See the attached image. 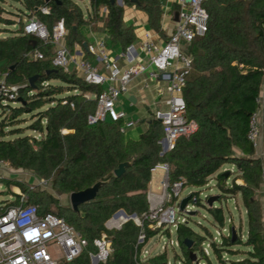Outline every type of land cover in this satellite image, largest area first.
Here are the masks:
<instances>
[{"label":"trees","instance_id":"1","mask_svg":"<svg viewBox=\"0 0 264 264\" xmlns=\"http://www.w3.org/2000/svg\"><path fill=\"white\" fill-rule=\"evenodd\" d=\"M78 1L0 0V78L19 86L18 105H12L14 100L0 105V160L51 181L59 194H71L98 182H102V186L94 199L82 203L79 211H75L71 205H60L56 196L44 190H30L19 181H3L27 192L29 201L39 204L41 212L52 211L51 207L55 205L57 214L88 239L87 250L64 264H92L89 251H97L94 239L102 233L111 238L113 252L106 261L98 264H169L167 252L140 262L141 248L155 234L147 222L144 227L146 239L140 244L138 239L143 229L133 219L119 229L106 226L117 210L123 209L127 214L137 216L149 210L152 169L166 162L171 181L184 179V187L208 186L213 178L221 191L218 199L241 195L248 217L246 238H243L241 226L236 236L232 235L234 222H231L229 234L222 235L220 241L212 237L210 248L220 262L229 263L223 255L241 252L232 246L244 244L249 247L243 251L245 258H228L230 264H264V221L262 204L256 195L264 178V164L248 138L250 120L260 108L258 98L264 80V0L205 2L208 31L188 44L186 50L192 57V69L184 88L186 114L188 119L197 122L198 127L190 136H180L175 147L166 152L160 143L164 127L157 118L152 119L137 140L126 138L122 122L90 123L89 116L97 108L95 95L102 87L87 83L76 72L55 67L52 64L54 45L23 32L24 18L28 16L36 15L50 29L63 19L68 30L67 39L73 38L83 44L80 28L91 18L85 17ZM123 1L125 5L135 4L144 10L150 27L162 32L161 0ZM90 2L94 11L102 6L107 8L106 27L113 42L126 49L136 40L134 28L123 25L124 6L117 0ZM13 3L21 6H15L16 10L6 7H12ZM42 5L50 6V14L40 12ZM7 15L20 17L19 29H9L8 26L17 21ZM35 50L41 51L44 58H31L30 53ZM34 75L37 78L33 87L30 78ZM52 80L59 83H52ZM26 114L34 119L29 129L39 132L40 137L24 134L21 128L15 127ZM262 122L264 131V105ZM126 161H131V165L122 175H115L114 170ZM225 164L236 165L244 179L243 184L236 182V178L229 182L231 173L227 176L226 171H220ZM188 195H191L190 200L197 196L196 206L206 207L214 223L222 229L226 227L222 206L206 205L195 190ZM16 203L18 200L7 202L0 212ZM205 229L207 235H212ZM206 238L190 226L188 218L179 224L177 240L186 264L193 263L191 251L199 250ZM185 239L193 241L191 248L184 244ZM204 255L208 264H213L205 251Z\"/></svg>","mask_w":264,"mask_h":264},{"label":"built area","instance_id":"2","mask_svg":"<svg viewBox=\"0 0 264 264\" xmlns=\"http://www.w3.org/2000/svg\"><path fill=\"white\" fill-rule=\"evenodd\" d=\"M207 1L192 0L187 3L185 0H178L179 18L173 33L160 43L151 32L146 31L141 39V48L147 54V64L136 63L127 68L120 66L111 57L104 39L87 45V50L93 55L96 63L85 58L78 59L76 54L63 43L68 33L63 19L57 21L50 29L36 15L28 16L24 18L23 32L44 43L54 45L52 64L55 67L70 71V67L73 66L75 72L87 83L102 87V90L95 95L96 111L89 116V122L92 124L109 120L122 122V130L134 126L136 121L125 120V112L117 105L130 81L148 68H151L148 72L151 78L156 79L161 75L167 80V110H159L155 113V118L161 120L164 127V136L160 143L163 151L166 152L175 147L180 136H190L198 127L197 122L188 119L186 114L184 88L192 69V57L184 52V47L196 38L203 37L208 31L209 15L204 6ZM39 10L42 14L51 12L48 5H42ZM30 57L43 59L44 54L35 50L30 53ZM18 98L19 86L7 84L5 79L1 78L0 105L12 100L16 101ZM258 102L260 108L253 114L248 132V138L255 147L260 143L263 129L262 92ZM157 168H161L165 173L161 182L162 191L160 194L148 192L149 210L134 218L117 215L119 211L117 210L106 222L107 228L119 229L126 221L133 219L143 229L138 239L140 244L146 239L144 231L146 222L158 235L163 229L172 232L170 227L177 231L179 224L186 221V217L181 218L177 215V207L181 211L179 208L181 200L178 202V198L184 189V179L171 181L170 167L166 162L157 164L152 171ZM43 183L49 184L46 180H43ZM35 188V185L30 186V190ZM15 200H18V203L0 212V264H64L73 261L87 250L88 239L84 238L65 218L53 211L41 212L39 204L29 201L27 192L20 191ZM197 200L198 197L195 196L186 205L185 211L181 212L189 214L194 210ZM35 230L39 232V236L34 233ZM222 230L228 231V228L224 227ZM150 238L140 250V262L152 256L146 246ZM165 244L163 248L166 247ZM170 244L179 246V241L170 239ZM94 245L97 251H89L92 264L104 262L112 255V240L106 233L94 239ZM203 250L209 255L210 243H207ZM178 264L186 263L179 261ZM199 264L203 263L199 260Z\"/></svg>","mask_w":264,"mask_h":264},{"label":"crops","instance_id":"3","mask_svg":"<svg viewBox=\"0 0 264 264\" xmlns=\"http://www.w3.org/2000/svg\"><path fill=\"white\" fill-rule=\"evenodd\" d=\"M84 0L78 1L82 6L81 2ZM162 2V17H161V27L162 32L159 33L152 29L148 23L147 13L137 7V5H125L124 1L122 3H117L124 6V16H123V25L124 27L132 26L136 33V40L126 49L120 43L113 42L111 35L108 32L106 27L108 10L105 6L100 7L97 11H94L91 2L89 0V5L84 9L85 17L91 18L87 24H84L80 28V33L82 35L83 44L78 43L75 39H67L66 37L63 40V43L70 49V51L76 54L78 59H88L93 63H96L94 57L87 50V45L96 42V40L104 39L107 43L108 52L112 58H114L120 66L127 68L133 64H147V54L141 48V39L143 38L146 31L151 32L154 37L160 42L163 43L169 36L173 33L176 22L179 18L180 5L178 0H161ZM83 7V6H82ZM5 35V34H4ZM67 36V35H66ZM185 45L184 48H186ZM186 53V50L184 51ZM137 74L128 84L127 90L124 92L120 100L118 101V108L125 112V120H135L136 124L131 127L124 129L126 138L128 139H139L141 134L144 133L153 118H155L156 111H165L167 110V99L168 93L167 80L162 78L160 75L158 78H151L149 76V70ZM70 71H74L73 66L70 67ZM77 73V72H76ZM1 79V78H0ZM261 92L264 96V80L261 87ZM134 97V101L130 100V97ZM262 119V118H261ZM237 154H240L241 151L236 148ZM256 155L262 158L264 164V131L262 129V135L260 138V143L256 147ZM220 171H229L231 177L229 182L236 178V182L244 183V179L241 177V172L236 167L235 164H225ZM164 171L161 168H157L152 171V179L150 181L149 191L155 194L161 193V182L164 177ZM157 175V176H156ZM154 176H156L157 186L156 190L153 189ZM160 178V179H159ZM215 179L212 178L210 184ZM257 197L260 199L262 204V215L264 221V178L262 180L260 188L256 192ZM187 196V195H186ZM70 198V195H69ZM238 205V200L242 201L241 195H235L233 197ZM243 204V201L241 202ZM239 206V205H238ZM245 208V207H244ZM245 213L247 215V210L245 208ZM248 219V217H247ZM241 227L243 224V218L241 216ZM227 222H234L233 218H228ZM233 227L238 230L236 225ZM248 233V230H247ZM243 235V230H242ZM249 247H247L248 249ZM246 249V250H247ZM246 254L239 256V259L245 258Z\"/></svg>","mask_w":264,"mask_h":264},{"label":"rangeland","instance_id":"4","mask_svg":"<svg viewBox=\"0 0 264 264\" xmlns=\"http://www.w3.org/2000/svg\"><path fill=\"white\" fill-rule=\"evenodd\" d=\"M81 4L83 6V9H85L86 6L89 5V0H84V2L82 1ZM15 6H21V5L19 3H13L12 7L9 5H6V7L10 10H14V9L16 10ZM7 16L17 21L15 25L8 26L9 29L13 31L19 29L20 23L18 21L20 20V17L14 16V15H7ZM187 46L186 48H184V51L187 50ZM69 72H74V71H69ZM51 82L59 83V81L57 80H52ZM12 105H18V101L12 102ZM1 114H2V111L0 110V116H2ZM22 118L23 120L20 121V123L16 125L15 127L21 128L20 130H22L24 134H29L32 136L40 137L39 132L29 129L28 127L34 121L32 116L30 114H26V115H23ZM156 176H154L155 177L154 184H153L154 190H156L157 180H158L156 179L157 178ZM3 180L19 181V182H22L28 185L29 187L31 185H35L36 187L35 190H44L47 194H53L54 196H56L59 199L60 205L62 206L71 205L70 198H69L70 194L57 193L53 189L51 181H49L48 185L44 184L43 179L40 178L38 175H36L34 172L27 170V169L14 167L10 165L8 162L0 161V208H2V206H4L7 202L11 200H15L16 199L15 194H18L20 191H22L21 188H19L18 186L14 184L7 185V183H5ZM194 190L199 192L200 198L206 205L222 206L225 211L226 221L228 218H233L234 225H236L237 227L241 226V223H242L241 216H242L243 218V224H242L243 238H246L247 230H248V219L245 213L244 205L241 203L242 201L238 200V205H239L238 206L236 201L233 199V197L228 196L227 198L223 197L222 199H216L213 203H211L210 198L212 196H217L221 193L216 180H214L211 184H209L208 186H204V187H195V186L184 187L183 191L181 192L178 198V202L183 197H185L191 191H194ZM51 208H52V211L57 214V207H55V205H52ZM194 210H197L198 212H196V214L187 215L186 213L179 211L177 207V215L180 216L181 218L182 217L188 218L190 220V226L194 228L197 232H199L201 235H205L207 237L202 243V245H200L199 250H197L196 252H197L198 259L203 264H208L207 258L204 255L203 247H205L206 244L211 241L212 237L215 240H219V241L222 240V235H227L229 230L223 231L219 225L214 223L212 216L210 215L206 207L195 206ZM231 226L232 224L227 222L226 227L230 228ZM170 228L172 229V232L169 229L168 230L163 229L160 232V234L158 235L154 234L150 238L146 246L150 249L152 256L160 252H167L169 264H178L179 261L185 263V255L183 253L182 247L180 245L175 246V245L170 244V239L177 240V231H175V229H173L172 227ZM205 228H207L212 233V235L210 236L207 235L206 234L207 231ZM219 233H222V234H219ZM164 244L166 245L165 248L162 247ZM232 248L236 250H240L241 252L237 254H232L229 252L227 254L225 253L223 257L227 261H229V263L220 262V260L214 254L212 248H210V251H209V258L211 259L213 264H230L231 261L228 258H230L231 260L240 258L239 256L244 255L243 251L247 249V246L244 244H236V245H233ZM192 264H195V262H193Z\"/></svg>","mask_w":264,"mask_h":264},{"label":"water","instance_id":"5","mask_svg":"<svg viewBox=\"0 0 264 264\" xmlns=\"http://www.w3.org/2000/svg\"><path fill=\"white\" fill-rule=\"evenodd\" d=\"M47 2L51 1V0H46ZM114 1V0H113ZM119 3H122V0H117ZM134 2H138L137 0H133ZM187 3H190L192 0H185ZM37 78V75H34L30 78V84L34 87L35 86V80ZM130 100H133L134 101V97L131 96L130 97ZM131 161H126V162H122L119 164V166L114 170V173L115 175L117 176H120L122 175L127 167L129 165H131ZM226 175L228 176L229 175V171H226ZM102 186V182H98L96 183L94 186L92 187H89L87 189H84V190H80V191H75V192H72L70 194V204H71V207L75 210V211H79V206L84 203V202H87V201H90L92 199L95 198L96 194L98 193L99 191V188ZM191 199V195H187L185 197H183L181 199V202H180V210L181 211H185V207L186 205L189 203ZM216 199H218V196H212L210 198V202L213 203ZM118 214H122L124 215L125 217H128V218H134L136 217V214H132V215H128L125 210L123 209H120L117 213ZM189 214H196V210H193L191 212H189ZM237 234V230L235 227H232V235L233 236H236ZM184 244H186L187 247L191 248L192 247V244H193V241L192 240H189V239H185L184 240ZM190 256H191V260L192 262H195V264H199V259H198V256H197V253L194 252V251H191L190 253Z\"/></svg>","mask_w":264,"mask_h":264},{"label":"clouds","instance_id":"6","mask_svg":"<svg viewBox=\"0 0 264 264\" xmlns=\"http://www.w3.org/2000/svg\"><path fill=\"white\" fill-rule=\"evenodd\" d=\"M34 233H35L37 236L40 235L39 232H38L37 230H35Z\"/></svg>","mask_w":264,"mask_h":264}]
</instances>
